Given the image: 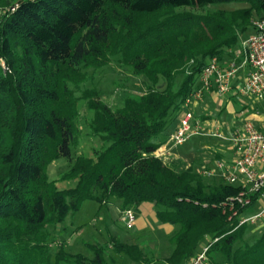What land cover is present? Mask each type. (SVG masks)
I'll list each match as a JSON object with an SVG mask.
<instances>
[{"label": "trees", "instance_id": "1", "mask_svg": "<svg viewBox=\"0 0 264 264\" xmlns=\"http://www.w3.org/2000/svg\"><path fill=\"white\" fill-rule=\"evenodd\" d=\"M229 2L248 7L219 8ZM263 17V0H0V264H114L99 246L87 257L49 240L50 226L85 200L111 196L124 210L152 203L161 223L178 227L165 264H188L215 237L208 264H264V226L238 225L264 188L241 206L239 185L155 155L207 60L230 56L235 32ZM113 60L145 83L115 109L78 89ZM81 99L101 144L93 157L72 152ZM56 159L73 187L49 179ZM111 249L128 264L151 262L137 243L113 240Z\"/></svg>", "mask_w": 264, "mask_h": 264}, {"label": "rangeland", "instance_id": "2", "mask_svg": "<svg viewBox=\"0 0 264 264\" xmlns=\"http://www.w3.org/2000/svg\"><path fill=\"white\" fill-rule=\"evenodd\" d=\"M238 7L247 8L248 4L229 2L219 5V8L224 9ZM203 12L195 11V13ZM250 33V30L236 31L235 34H237L238 39L232 48L237 49L240 45V39H246ZM240 76H243L242 72L238 74V77ZM231 84H236V79H232ZM161 86L162 84L159 85V87ZM78 89H86L85 92L87 93L93 91V98L97 97L115 109L121 106L124 96L144 92L145 83L144 78L134 74L131 67H126L123 63L113 60L107 66L98 69L93 77L87 80L84 85H80ZM79 92L77 91L75 95L81 96L82 94ZM235 92L232 90L231 93L218 97L210 94L204 95L195 106L193 113L196 116L201 111L202 114L210 116L209 122L201 124L204 129L191 136L183 144L174 146L167 139L170 156L181 158L189 164L194 163L199 169L203 162L213 159V153L220 150L227 151L228 142L207 134L209 128L211 125L212 127L218 126L221 132L228 136L234 128L240 127L246 117L251 114V110L254 111L252 106L256 104V101L246 96L234 95ZM228 101L229 103L226 105ZM85 102V99L78 102L79 115L75 123L78 125L79 133L77 144L72 148V152L74 156L93 157L94 150L98 149L101 144L98 137L88 128L91 112L86 109ZM171 127L170 125L167 128V132L170 131ZM160 139L161 136L156 135L151 137L149 141L158 142ZM170 156L165 153L163 159L169 162ZM68 170L69 166L65 159H56L49 163L46 172L49 179L55 181L58 189H64L74 186L73 180L65 179ZM128 209L131 210L133 217L130 225L127 223L125 210L121 208L120 201L116 197L111 196L106 203L85 200L79 209L67 216L62 223L54 227L50 226L49 240H53L52 246H58L62 243L66 251L81 253L87 257L92 256V246H99L103 251L104 258L111 257L114 264H128V262L124 253H117L111 249L113 240L137 243L149 257L151 262L148 264H165L164 258L168 256L171 250L170 237L178 227L161 223L155 215V206L152 203L142 202L137 207ZM250 213L252 211L247 210L245 215Z\"/></svg>", "mask_w": 264, "mask_h": 264}, {"label": "built area", "instance_id": "3", "mask_svg": "<svg viewBox=\"0 0 264 264\" xmlns=\"http://www.w3.org/2000/svg\"><path fill=\"white\" fill-rule=\"evenodd\" d=\"M251 24L250 35L244 40L240 39L239 47L232 51V57L225 65L222 66L219 59L213 56L197 75V87L183 102L178 123L168 136L174 146L183 144L204 129L195 120L193 113L204 93L222 96L235 90L234 94H241L254 101L264 100V17L254 19ZM239 72L243 73L242 77H238ZM232 79H236L233 86ZM253 114L259 115L258 124L246 117L240 127L234 128L228 136L218 126L211 125L207 134L226 140L231 158H215L210 165L204 162L198 169V173L204 177L217 176L227 184L239 185L241 191L235 200L241 206L250 205V195L264 188V111L261 115L255 111ZM155 155L163 158L165 149L159 147ZM125 215L130 225L133 220L131 210L125 209ZM244 223L264 226L263 194L262 203L257 210L239 218L238 225ZM217 239L218 237L210 239L188 264H208L207 249Z\"/></svg>", "mask_w": 264, "mask_h": 264}, {"label": "crops", "instance_id": "4", "mask_svg": "<svg viewBox=\"0 0 264 264\" xmlns=\"http://www.w3.org/2000/svg\"><path fill=\"white\" fill-rule=\"evenodd\" d=\"M250 31H252V30H250ZM233 50H236V49H233ZM232 50V51H233ZM232 51H231V55L230 56H225V57H223V58H221V59H219V63L223 66V65H225V63L227 62V61H229L230 59H231V57H232ZM240 73V72H239ZM238 73V74H239ZM232 85V84H231ZM235 85V84H234ZM233 86V85H232ZM197 87V86H196ZM232 91V90H231ZM231 91H229L228 93H226L225 95H227V94H229V93H231ZM208 94H210V95H214V94H212V93H208V92H206V93H204L203 94V96L204 95H208ZM234 95H236V94H234ZM215 96V95H214ZM215 97H218V96H215ZM231 97H232V95H231ZM230 97L228 96V99H229ZM229 103V101L228 102H226V105ZM246 107H247V105H246ZM252 108H254V111L255 112H257L258 114H262L263 113V111H264V100H262V101H256V104H254V106H252ZM259 110H261L260 112H259ZM254 111H252L251 110V114L249 115V116H247V117H250L252 120H253V122H255L256 124H258V119H259V115H254L253 114V112ZM199 114L197 115L196 114V116H195V120H197L200 124H203V123H208L209 122V119H210V116H208V115H204V114H202V112L200 111V112H198ZM246 114H249V113H246ZM204 116H207V118H205V119H203V117ZM178 118L179 117H177V119H176V124L178 123ZM176 124L174 125V127L176 126ZM174 127L172 128V130L174 129ZM171 132V131H170ZM186 142V141H185ZM160 148H162V149H165V153L166 154H168L169 156H170V154H169V148L167 147V141H165L164 143H163V145H161L160 146ZM228 151H229V155H228ZM214 155L212 156V158L213 159H215V154H219L222 158H224V160H229L230 158H231V152H230V150H228V147H227V151H224V150H220V151H218V152H215V153H213ZM171 157V156H170ZM172 159H181V158H178V157H171ZM212 159V160H213ZM182 160V159H181ZM212 160H208V161H205V162H208V164L210 165L211 164V161ZM183 162H185L184 160H182ZM185 163H187V162H185ZM204 163V162H203ZM202 163V164H203ZM187 164H189V163H187ZM258 206H259V204L258 205H256V207H255V209L253 210V211H256L257 210V208H258ZM253 211H252V213H253ZM251 214V213H250Z\"/></svg>", "mask_w": 264, "mask_h": 264}]
</instances>
